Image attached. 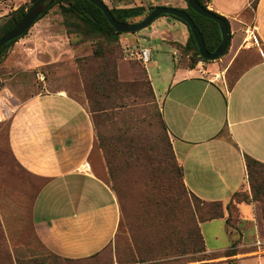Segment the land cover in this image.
<instances>
[{"label":"crops","instance_id":"0c3cea01","mask_svg":"<svg viewBox=\"0 0 264 264\" xmlns=\"http://www.w3.org/2000/svg\"><path fill=\"white\" fill-rule=\"evenodd\" d=\"M149 2L164 5L162 0ZM208 9L228 20L231 36L228 52L206 62L209 74L178 61L177 37L169 27L185 36L186 25L161 17L142 34L173 48L172 67L159 88L138 56L141 49L151 48L136 43L140 35L125 39L132 41L127 44L132 57L145 66L185 186L201 199L224 202L246 182L244 155L264 162V0H209ZM246 28L254 29L259 45L244 41ZM214 73L224 80L214 79ZM3 121L15 162L0 168V222L11 252L31 256L43 249L83 260L103 250L118 230L120 208L99 174L95 129L85 105L65 90H40L23 100L15 98L0 115ZM85 162L90 164L87 172L80 169ZM212 222H218L215 239L223 242L209 248L205 240L206 252L235 250L240 232H232L224 217L204 223ZM253 252L240 259L237 253L232 256L237 264H259L261 250Z\"/></svg>","mask_w":264,"mask_h":264},{"label":"rangeland","instance_id":"374dc122","mask_svg":"<svg viewBox=\"0 0 264 264\" xmlns=\"http://www.w3.org/2000/svg\"><path fill=\"white\" fill-rule=\"evenodd\" d=\"M103 1L109 8L143 5L146 9L145 15L148 14L147 9L150 7L149 0ZM162 2L167 7L179 9L188 7L186 0H162ZM31 4V0H0V26L14 10L23 6L26 11ZM145 15L132 18L129 23L138 22ZM161 17L175 21L180 26L185 25L171 14H162L148 26V29L155 25L156 20ZM148 29L146 27L136 32H122L117 40L111 42L110 38L104 34H89L84 31L78 19L62 14L60 4L52 6L0 57V91L3 90L0 94V115L15 98L23 100L40 90L60 89L65 90L71 97L85 105L92 118L86 85L89 83L92 85L97 81L101 73L99 69L115 65L117 78L123 82L125 86L123 88H128V93L122 89L119 97L112 96L108 100L109 104L118 103L121 96L126 105L118 109L128 112L127 116L132 119H128V122L133 121L135 124V129H133L135 134L148 135L144 138L151 141L153 146L156 143L160 144L158 132L161 130L157 116L160 110L159 103L156 97L148 94L144 84H139L142 79H145L143 74L145 66L140 60L130 55L128 49L131 46L128 47L127 44L132 41L128 39V42L125 39L131 36L135 38L136 34L140 35L141 37L137 36L136 43L139 46L146 45L151 48L150 60L146 63V69L154 80V84L158 88L162 87L164 76L167 78L165 73H168L167 70L171 69L173 64V48L161 44L156 45V41L152 38L143 37L142 34ZM169 29L177 37L175 52L179 63L184 62L190 66L189 50L184 49L188 40V31L184 36L176 26H171ZM161 57L165 60L162 61ZM216 66L221 67L220 63ZM231 70L233 71V68ZM37 71L45 75L44 81L37 78ZM102 103L106 105L105 101ZM109 124L112 122L103 119L98 122L102 132H105ZM6 127L7 121L0 122V168L5 165L12 167L15 163L6 143ZM94 129L95 151L99 160L98 171L115 192L120 208L119 227L113 240L100 253L83 260H65L43 249L35 251L36 254L31 256L24 253L17 254L11 252L0 222V264H237V258L254 255L255 250H261L260 254L264 257V191H261L258 194V200H255L250 183L246 181L241 188L240 196L235 197L236 199L238 197L248 199L247 202H242L246 204L240 207L241 212L238 211V218L232 224L241 234L238 247L233 249L237 253L236 259L232 255H227L229 253H220V251L211 254L206 250L187 253L186 250L189 249L186 240V232L189 229L188 221L193 215L194 217L197 215L190 195L186 199V205L183 199H174L172 206L162 205V203L156 205L150 199L146 201L143 189L145 184L149 185V181L145 179L146 175L144 176L143 171L146 169L150 171L151 167L146 168L139 166L135 161H129L121 171L117 168L110 169L100 146L95 125ZM112 145V148L117 146ZM115 161L114 158L112 163L114 164ZM168 183L169 181L166 182ZM115 187L116 189L118 187L121 193L120 199L117 195L118 189L116 191ZM242 216H248L246 222H241L246 219ZM217 223L202 224L204 240L209 248L222 246L220 241L223 242V239L220 241L215 239V234L219 232ZM229 229L236 232L234 228L229 227ZM242 241L249 245H240ZM259 264H264V258Z\"/></svg>","mask_w":264,"mask_h":264},{"label":"trees","instance_id":"16d2710c","mask_svg":"<svg viewBox=\"0 0 264 264\" xmlns=\"http://www.w3.org/2000/svg\"><path fill=\"white\" fill-rule=\"evenodd\" d=\"M31 1L33 3L35 0ZM197 1L203 8L208 9L209 0ZM56 4H60L62 14L70 15L75 17V19H78V21L81 22L84 31L89 34H104L108 36L112 42L117 40L118 36L122 33L116 31L114 27L108 22L103 12L88 0H56L52 6ZM255 4L256 2H253V6H255ZM153 7L154 6H150L147 11H151ZM109 9L115 19L122 22H129L130 19L141 17L142 15H145L146 12V9L143 5L112 7ZM48 10L40 15L37 20L42 18L48 12ZM184 10L187 11L196 26L199 28L206 48L209 51L215 50V48L221 42V32L217 22L196 13L190 6ZM212 12L223 17L214 11ZM24 13L25 8L23 6H20L18 9L14 10L0 26V37L11 30L19 22ZM173 17L178 18L176 16ZM223 18L225 19L229 30L228 45L224 53L226 54L230 45L231 36L228 20L225 17ZM179 20H181L188 29L189 35L184 49L189 50L190 68H194L199 60H203L205 62L216 61L217 59L207 60L200 56L198 47L188 24L182 19ZM24 34H26V32ZM23 35L8 41L4 46H2L0 48V57ZM106 68L104 67L101 70L99 69L101 73L98 75L97 81L92 85H90V83L89 85H86V91L89 109L92 113V121L95 125L100 146L103 149L107 164L109 165L110 169L117 168L120 171L129 161H135L139 164V166H145L146 168L148 166L151 167L150 171H147V169L143 171L144 176L146 175L145 179L149 181V185L145 184L143 189L144 199L146 201L147 199L153 200L156 205L162 203V205L168 204L172 206L171 203L174 201V199H183L186 205V199H188L190 195L193 209L197 215L195 217L193 215L192 219L188 221L189 229L186 232V240L188 241L189 249L186 250V252L197 253L205 251L206 245L201 230V224L206 221L224 217L227 226L236 229L234 226H232V224H234V220L238 218V211L240 212L239 204L242 202H247L248 199H242L240 197L237 199L235 198L241 193V189L235 191L231 197L224 202L220 200H204L196 196L191 191H188L183 181V168L175 156L161 111L159 110L157 113L158 123L161 130L158 132V140H160L161 143H156L153 146L151 141L144 138L148 137V135L145 136L142 134H135V131L133 130L135 129V124L133 121L128 122V119H131L127 116L128 112L126 110H119L124 108L126 105V102L121 96L118 103L114 105L109 104L110 101L108 100H110L112 96L119 97V93L122 92V89L125 91V93H128V88H123L125 87L123 86V82L117 78L115 65ZM143 74L145 79H142V82L139 84H144L148 94L155 97L150 80L147 76L146 69H144ZM139 84L137 83V85ZM104 101L106 105L102 103ZM100 119L112 122V124H109L105 132H102L100 130V126L98 125ZM112 144L117 146L112 148ZM114 158L116 161L113 164L112 161ZM244 161L247 173L246 181L250 183L251 189L256 198L255 200H258V194L261 193V191H264V162L258 161L247 154L244 155ZM167 181H169L168 184H166ZM117 189L115 187L116 191ZM117 195L120 199L121 193L119 189L117 191ZM236 244V241H234L232 246L234 247ZM224 253H229L227 255L236 254L233 249L226 250ZM204 255L205 254H203V256Z\"/></svg>","mask_w":264,"mask_h":264},{"label":"water","instance_id":"95a60500","mask_svg":"<svg viewBox=\"0 0 264 264\" xmlns=\"http://www.w3.org/2000/svg\"><path fill=\"white\" fill-rule=\"evenodd\" d=\"M55 1L56 0H35L32 5L25 11L19 22L11 30L0 37V48L4 46L8 41L20 37L25 32H27L30 27L36 22L38 17L45 13ZM88 1L97 6L103 12L108 22L118 32H136L148 27L160 15L171 14L178 17L179 19H182L188 24L198 47L200 56H202L203 58L207 60H216L224 55L227 49L229 30L225 19L213 13L211 10L203 8L197 0H186V2L188 6H190L196 13L216 21L221 32V42L213 51H209L206 48L203 36L199 28L196 26L193 19L184 9L157 5L154 6L153 9L149 11L148 14L138 22L129 23L118 21L117 19H115L109 7L103 0Z\"/></svg>","mask_w":264,"mask_h":264},{"label":"built area","instance_id":"2783aa9c","mask_svg":"<svg viewBox=\"0 0 264 264\" xmlns=\"http://www.w3.org/2000/svg\"><path fill=\"white\" fill-rule=\"evenodd\" d=\"M245 42H249L251 41L252 44L254 45H259V39L258 37L255 35L254 33V29L251 28H246L245 29V38H244ZM130 55L133 56L135 53L133 50H130ZM150 52L151 50L149 48H143L139 51L138 56L140 58V60L143 63H147L150 60ZM206 62L203 60H199L196 64V69L199 73L202 74H209V72L204 68ZM36 76L40 81H44L45 80V75L41 72V71H37L36 72ZM213 78L218 80V79H222L224 80L223 75H221L220 73H214ZM82 171H89L90 170V164L88 162H85L83 165H81L80 168Z\"/></svg>","mask_w":264,"mask_h":264}]
</instances>
